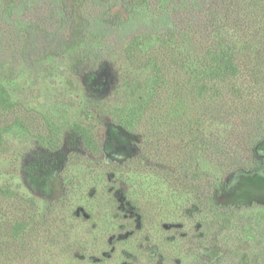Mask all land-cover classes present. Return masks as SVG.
Masks as SVG:
<instances>
[{
	"label": "rangeland",
	"instance_id": "374dc122",
	"mask_svg": "<svg viewBox=\"0 0 264 264\" xmlns=\"http://www.w3.org/2000/svg\"><path fill=\"white\" fill-rule=\"evenodd\" d=\"M13 1L10 8L12 0H0V74L8 77L11 94L6 107L0 98V131L5 137L0 147V186L33 199L38 209L25 241L27 250L21 255L1 254L0 264H161L150 255L158 244L166 243L163 224L186 217V231L192 236L197 224L191 219L206 221L203 216L216 220L208 222L217 233L214 241L205 242L212 250L204 252L207 261L202 264H211L209 259H220V264H264V140L241 156L255 157L258 169L226 173L199 160L195 176L204 181L208 203L219 214L213 209L204 212L202 202L181 191L176 174L167 173L163 165L157 168L164 172H133L137 161L133 159L142 157L143 140L115 156L103 149L109 124H119L116 107L136 100L147 76L140 61L133 63L126 54L127 43L138 32L135 21L143 13L157 20L169 14L186 28L196 10L191 8H200L203 0L180 4L133 0L127 6L117 0ZM63 15L69 16L70 25ZM260 21L264 26V15ZM241 34L237 33L238 39L248 40ZM101 67L110 72L111 81L107 93L95 98L84 78ZM76 125L89 130L99 151L73 142ZM218 129L222 127H213L211 133L218 135ZM172 144L180 147L177 136ZM64 147L69 151L67 160L50 185L36 186L28 166L42 151L55 154ZM129 202L137 203L145 220ZM127 203L129 209L122 210L121 204ZM18 209L13 202L7 209L0 206L9 224ZM195 212L199 219L192 217ZM126 233L127 238L119 239ZM180 260L194 262L184 252Z\"/></svg>",
	"mask_w": 264,
	"mask_h": 264
},
{
	"label": "trees",
	"instance_id": "16d2710c",
	"mask_svg": "<svg viewBox=\"0 0 264 264\" xmlns=\"http://www.w3.org/2000/svg\"><path fill=\"white\" fill-rule=\"evenodd\" d=\"M117 1L123 6L133 3V0ZM10 5L14 6L13 0ZM198 6L191 8L196 10L186 28L176 15L169 14L157 20L143 13L135 21L140 29L127 43L126 54L131 62L140 61L147 76L139 85L140 96L116 107L119 109L116 112L119 125L143 140L139 148L142 157L133 159L137 160L133 172H164L157 168L163 165L167 173L176 174L181 191L202 202L204 212L213 209L219 214L217 207L208 203L204 181L195 176L197 165L205 159L226 173L260 168L255 157L243 160L241 156L243 152L249 155L264 140V26L260 21L264 0H203ZM63 19L70 25L69 16L63 15ZM122 29H126L125 24ZM240 31L241 37L248 40L238 39ZM7 78L0 74L2 107L7 106L11 95ZM76 126L73 142L99 151L100 146L89 130ZM216 126L222 127L218 135L211 133ZM174 135L180 143L176 149L172 144ZM4 142V132L0 131V147ZM168 176L164 174L165 178ZM0 200L5 202L0 206L6 209L12 202L19 207L10 224L5 220L6 212L0 210V255H21L27 250L25 241L36 222L37 204L5 186H0ZM132 205L145 220L144 213L136 208L137 203ZM126 207L129 209L128 203ZM191 215L199 219L197 212ZM179 219L163 224L166 243L164 247L157 243L150 258L161 264H184L180 260L184 252L186 257L192 256V264H202L206 260L204 252L212 250L205 247V242L214 241L217 233L208 219L216 220L203 216L206 221H196L190 217L198 225L192 228L190 236L186 217ZM137 226L140 227L139 221ZM241 231L245 232L243 228ZM235 238L240 239L238 235ZM209 261L220 264V259Z\"/></svg>",
	"mask_w": 264,
	"mask_h": 264
},
{
	"label": "flooded vegetation",
	"instance_id": "af4514ba",
	"mask_svg": "<svg viewBox=\"0 0 264 264\" xmlns=\"http://www.w3.org/2000/svg\"><path fill=\"white\" fill-rule=\"evenodd\" d=\"M87 76L84 78V84L92 92V96L95 98L104 96L109 90V83L111 81L110 72L104 67H101L96 72L89 74L91 77L88 76L87 78ZM103 144L104 151H107L109 155L113 156L120 154L122 151H125L128 146L132 145V143L126 144L123 137L119 136L116 131L110 129H108L107 136ZM65 147L55 154H48L46 152L47 150H41L42 156L28 166L27 171L36 186L47 188L50 185L55 174L59 172L60 167L67 160V154L69 151L65 150ZM126 206V204H121L120 207L122 210L127 211L125 208L128 207ZM138 221L139 220H137V222ZM121 236L125 237L122 238ZM128 236L129 233L122 234L119 236V239H125Z\"/></svg>",
	"mask_w": 264,
	"mask_h": 264
},
{
	"label": "water",
	"instance_id": "95a60500",
	"mask_svg": "<svg viewBox=\"0 0 264 264\" xmlns=\"http://www.w3.org/2000/svg\"><path fill=\"white\" fill-rule=\"evenodd\" d=\"M108 129L114 130L118 133L119 136L123 137L125 139L126 144L133 143L134 141H138L139 138L136 134H133L129 131H127L124 127H122L119 124H109ZM124 238L125 236H121Z\"/></svg>",
	"mask_w": 264,
	"mask_h": 264
}]
</instances>
